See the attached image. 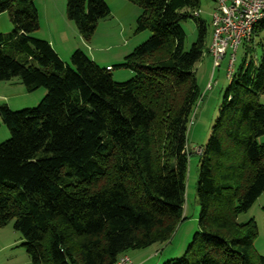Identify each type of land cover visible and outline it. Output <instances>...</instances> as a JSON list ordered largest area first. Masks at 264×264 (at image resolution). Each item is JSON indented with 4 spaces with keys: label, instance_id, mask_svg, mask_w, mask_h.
<instances>
[{
    "label": "trees",
    "instance_id": "trees-1",
    "mask_svg": "<svg viewBox=\"0 0 264 264\" xmlns=\"http://www.w3.org/2000/svg\"><path fill=\"white\" fill-rule=\"evenodd\" d=\"M127 1L141 9L136 32L150 36L120 65L134 76L116 83L112 67L80 50L65 63L30 37L38 29L32 0H0L15 26L0 34V82L46 91L34 108L0 107L10 134L0 143V228L12 222L30 264H113L165 243L181 221L194 67L207 53L205 23L197 21L185 51L181 22L198 16L200 0ZM65 15L89 41L110 10L103 0H66ZM252 41L261 57L245 55L230 77L197 154L198 233L183 256L163 264H264L252 249L255 225L236 222L264 190V20Z\"/></svg>",
    "mask_w": 264,
    "mask_h": 264
},
{
    "label": "rangeland",
    "instance_id": "rangeland-1",
    "mask_svg": "<svg viewBox=\"0 0 264 264\" xmlns=\"http://www.w3.org/2000/svg\"><path fill=\"white\" fill-rule=\"evenodd\" d=\"M37 11L38 29L30 37L48 40L52 39L58 47L56 50L63 57V62L69 63V57L77 43L74 37L80 35L74 24L66 18V0H32ZM110 10V16L99 20L94 33L89 41L83 40L90 47L95 48L94 56L99 59L96 62L100 68L108 64L112 67L109 72L111 79L116 83L130 80L134 74L120 65L124 57L130 54L134 48L145 42L150 36L149 31L136 32V21L141 14L138 5L127 0H103ZM215 9L213 0H200L198 16L181 22V28L185 34L184 50L190 49L197 39V21L206 25L205 48L209 45L212 26L211 14ZM68 24V26H67ZM70 26V27H69ZM73 28V32L70 30ZM15 30L6 12L0 13V34L8 35ZM64 31L68 41L61 46L58 44V34ZM63 34V35H64ZM79 39V40H80ZM80 40V41H81ZM92 47V48H91ZM6 53L14 59L22 61L26 56L16 50L5 49ZM85 54V50H81ZM86 55V54H85ZM231 50L220 62V66L212 70L206 52L194 67V77L198 88V100L188 123L186 136V177L184 204L182 207L181 221L176 225L172 235L165 243H156L140 250H130L126 254L133 264H163L168 260L183 256L191 243L194 235L198 233L197 216L199 207L197 204L195 187L197 181V168L199 157L196 149L202 150L206 144L212 126L217 118L222 96L227 87L230 77L228 74V59ZM246 59L258 61L261 57V47L255 41L242 43L238 46L232 66V75L242 65L244 56ZM87 56V55H86ZM100 56V57H98ZM231 75V76H232ZM46 91L39 88L33 92H27L17 78L11 81L0 82V107L6 106L11 111H20L37 106ZM264 106V94L258 98ZM9 131L0 119V143L8 140ZM200 154V152L198 153ZM264 190L256 198L253 204L245 212L236 216L237 224L253 223L256 228V236L252 242L253 252L264 258ZM21 235L12 228V222L0 228V264H30Z\"/></svg>",
    "mask_w": 264,
    "mask_h": 264
},
{
    "label": "built area",
    "instance_id": "built-area-1",
    "mask_svg": "<svg viewBox=\"0 0 264 264\" xmlns=\"http://www.w3.org/2000/svg\"><path fill=\"white\" fill-rule=\"evenodd\" d=\"M213 2L215 9L211 14L212 35L207 53L212 60V70H215L230 49L227 76L231 77L238 46L250 43L255 27L264 20V0H213ZM200 151L198 148L195 153L198 154ZM113 264L133 263L127 255H122Z\"/></svg>",
    "mask_w": 264,
    "mask_h": 264
},
{
    "label": "crops",
    "instance_id": "crops-1",
    "mask_svg": "<svg viewBox=\"0 0 264 264\" xmlns=\"http://www.w3.org/2000/svg\"><path fill=\"white\" fill-rule=\"evenodd\" d=\"M215 5V4H214ZM198 14H199V11H198ZM67 26H68V24H67ZM70 27V26H69ZM70 30L73 32V28H70ZM64 31L62 30L61 32H60V34H58V36H57V38H58V44L61 46V48H62V45H64L68 40V37H67V35H66V33L64 34ZM79 34V33H78ZM74 35L75 34H73V39H76V37H77V43H74V44H76V45H74V49H71V51L70 52H72L73 50H85V54L87 55V57L90 59V60H92L94 63H96V64H98L96 61L97 60H99V59H97L95 56H94V54H96L95 52H96V49L95 48H93V49H91L90 51L88 50L90 47H87V46H89V45H87L83 40H81L80 39V37H79V39L81 40H79L78 39V36H75L74 37ZM49 44H50V46L52 47V49L56 52V54L60 57V58H63L59 53H58V51L56 50V48H58L56 45H55V43H54V41L52 40V39H48V40H46ZM208 47V46H207ZM92 48V47H91ZM207 54V56L209 57V60H210V62L212 61L211 60V57L208 55V53H206ZM98 57H100V56H98ZM101 58V57H100ZM107 67H111L110 65H108V64H106L105 65V68H107Z\"/></svg>",
    "mask_w": 264,
    "mask_h": 264
}]
</instances>
